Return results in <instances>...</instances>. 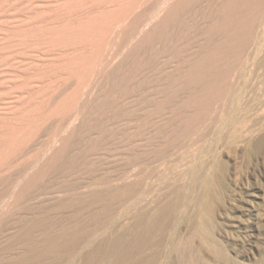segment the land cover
Returning <instances> with one entry per match:
<instances>
[{
    "label": "rangeland",
    "instance_id": "374dc122",
    "mask_svg": "<svg viewBox=\"0 0 264 264\" xmlns=\"http://www.w3.org/2000/svg\"><path fill=\"white\" fill-rule=\"evenodd\" d=\"M39 47L0 64V264H264V0H141L76 74Z\"/></svg>",
    "mask_w": 264,
    "mask_h": 264
},
{
    "label": "bare ground",
    "instance_id": "6f19581e",
    "mask_svg": "<svg viewBox=\"0 0 264 264\" xmlns=\"http://www.w3.org/2000/svg\"><path fill=\"white\" fill-rule=\"evenodd\" d=\"M139 2H141V0H0V17L22 18L16 23L2 24L0 26V64L8 58L10 59L13 55L17 56L19 51L35 52L36 49H41V47H39L40 44H44L47 45V47L64 52L61 57L56 58L54 61V64L60 63L58 67H62L63 73L68 75L76 74V70L83 63V60L85 62L95 52L97 42L103 36L105 30L107 29L108 33L109 28L118 24L120 19L124 18ZM51 67L52 65H44L37 70L44 72L47 68ZM38 76V78L42 77L40 75ZM27 82L29 83V81L23 82V88L27 86ZM259 106L261 107L260 104ZM261 128H259L260 131L262 130ZM248 142H250V140ZM256 147L257 146L254 148ZM250 151L252 152V149ZM254 154H256L255 151ZM211 188H213V186ZM220 193L222 194V192ZM222 195L219 196V198L222 197ZM215 201H217V199ZM205 203L208 202L206 201ZM211 203L210 207L212 206ZM222 203H224V201H222ZM203 204L201 203L200 205L202 206ZM215 208L214 206V209ZM201 214L203 215V213ZM204 216H202L203 219ZM210 218L213 217L211 216ZM206 221L207 220H205V223ZM208 223L213 224V222L210 221ZM210 227L212 226L210 225ZM194 229L196 230V228ZM205 229H207V227ZM210 230L212 229H209V234L211 232ZM211 238V235L210 238L208 236V239ZM201 242L205 243V241Z\"/></svg>",
    "mask_w": 264,
    "mask_h": 264
}]
</instances>
